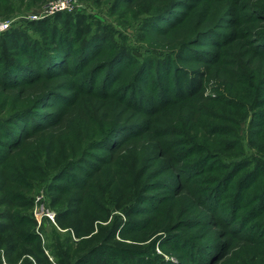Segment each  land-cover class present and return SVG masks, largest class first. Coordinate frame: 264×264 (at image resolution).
Segmentation results:
<instances>
[{"label":"rangeland","instance_id":"1","mask_svg":"<svg viewBox=\"0 0 264 264\" xmlns=\"http://www.w3.org/2000/svg\"><path fill=\"white\" fill-rule=\"evenodd\" d=\"M59 1H63L65 7L50 9ZM230 2H237L236 8H232ZM260 6H264V0H0L3 31L17 28L28 33L30 40L46 45L54 39L50 25L57 27L56 49L51 50L48 46L35 54L37 66H33V71L38 73H46L48 69L62 72L60 88L56 89L59 97L54 100L56 108L71 100L75 91L91 87L112 95L110 99L114 105H136L143 113L133 114V121L139 118L140 122L149 117L147 111L158 109L160 104L164 105L163 109L165 104H170V110L176 109L186 98L193 99L200 91L204 97L221 98V105H225L218 114L224 116L217 119L219 130L213 137L226 141L231 148L220 152L217 158L213 144L205 147L203 142H197L199 134L188 133L189 143L173 133L164 137L169 155L158 161H164L163 164L172 168L157 176V181L162 179L158 185L161 187L149 192L155 198L153 205L160 208L162 201H157L162 194L172 192L164 185V178L169 174L171 184L179 181L180 186L184 184L202 193L200 199L205 209L200 211L198 218L202 224L189 230L187 236L191 241L200 242L203 250H193V257L198 261L208 255L214 241L219 240L225 245L216 248L221 253L230 243L233 246L240 244L246 253L254 244L241 239L253 237L250 239L254 240L262 256L247 264H264V77L256 81L251 90L259 97L255 108L241 99L246 97L244 92L240 93L242 97L233 98L228 106L231 98L227 87L219 78L213 77V70L219 65L223 69H233L227 61L235 59L236 54L248 55L252 47L262 49L259 39L247 35L248 30L258 31L257 24L264 22V19L255 20L253 14L258 11L264 16ZM68 13L86 17L90 28L88 41L102 25L111 39L79 46L75 32L65 29L55 19L57 15ZM37 20H44L43 28L29 26V21ZM147 20L150 22L146 24ZM235 37L237 45L231 51L223 43ZM123 46L128 54L114 58L117 47ZM24 51L29 53V49ZM24 51L19 53V61H24ZM261 56L259 63L263 60ZM152 61L166 63L151 67ZM46 65L51 66L47 68ZM163 69H170L168 75ZM174 98L179 100L171 102ZM156 128L160 126L156 125ZM152 129L155 130V125ZM148 143L152 145V141ZM257 160L261 162L259 170L254 167ZM56 168H43L41 172L25 176L26 183L18 187L25 198L17 195L11 206L0 195V264H93L95 255L105 253L104 248L97 251L99 244L114 249L115 252L112 248L108 250L110 257L112 252L114 264L194 263L180 253L165 249V245L177 244L182 249L192 250L191 244L165 238L169 237L167 231L147 235L144 229L130 237L128 228L124 227V234L116 233L114 239L105 243L104 238L99 237L80 242L69 226L70 216L65 218L64 228L55 219V214L68 206L67 194L55 203L52 200L55 195L51 193V185H65L63 181L54 180ZM163 207L162 211H165ZM212 212L216 213L215 218L210 217ZM112 215L125 220L122 210L112 211ZM11 216L15 220L10 219ZM145 217L136 216L139 219ZM215 222L219 224L214 227ZM176 232L183 233L182 230ZM136 257L142 260L141 263ZM218 262L210 260L208 264Z\"/></svg>","mask_w":264,"mask_h":264},{"label":"trees","instance_id":"2","mask_svg":"<svg viewBox=\"0 0 264 264\" xmlns=\"http://www.w3.org/2000/svg\"><path fill=\"white\" fill-rule=\"evenodd\" d=\"M230 3L232 8H236L237 2ZM260 8L264 11V6ZM261 13H253L255 20L264 19ZM55 19L65 29L75 32L81 47L87 43L91 45L111 39L106 27L102 25L98 27L100 31L90 38L94 39L88 41L90 28L83 14L68 13L64 16L57 15ZM149 22L147 20L145 23ZM43 23L44 20L29 21V26L41 29ZM50 26V34L54 39L46 45L30 40L28 33L17 28L7 29L0 34V137L4 138H0V195L4 201L11 206L17 195L25 198L18 187L26 183L25 176L29 173L57 166L54 180L63 181L65 185H51V193L55 195L52 200L55 203L67 194L68 206L57 212L55 219L64 228V220L70 216L72 221L69 226L80 242L99 237L104 238L105 243L114 239L116 233L124 234L122 229L126 227L130 237L144 229L147 230V235L167 231L169 237L165 238H176L185 244H191V251L182 249L177 244L164 247L176 254L180 253L191 262L194 261L193 264H208L210 260L215 263L220 260L218 264H247L261 258V250L250 239L253 237H243L241 240L244 242L254 244L252 248L248 247L246 253L240 244L233 246L231 243L226 244L225 252L221 253L216 248H222L224 244L218 240L209 247L208 255L198 261L193 257V250H203L200 242L191 241L187 236L190 235L189 230L202 224L198 219L200 211L205 209L204 202L200 199L202 193L197 189L187 188L184 184L180 186L179 181L171 184L167 174V183L164 178V185L172 189V192L163 193V198L157 201H162L161 209L153 205L156 203L154 195L149 194L153 188L161 187L158 185L159 181L162 183V179L157 181V176L172 168L163 164L164 161H158L159 158L169 155L164 137L173 133L189 143L188 133L199 134L197 142H203L205 147L212 144L219 146L217 149L213 147L217 158L220 152L231 148L226 141L213 137L219 130L217 119L224 116L218 114L221 106L225 105H221V98L214 100L204 97L200 91L193 99L186 98L176 109H168L170 104H165L163 109L164 105L160 104L158 109L147 111L149 117L141 119L140 122L139 118L133 121V114L143 113L136 105H114L115 102L110 99L112 95L100 93L91 87L84 91H75L71 100L56 108L54 100L59 97L56 89L60 88L62 72L54 69H48L46 73L33 71L34 64L37 66L35 54L48 46L51 50L57 47L54 42L58 35L57 27L53 24ZM257 27L258 31L248 30L247 35L252 34L259 39L262 43L260 51L257 47H252L248 55L233 53L235 59L227 61L233 69H223L219 65L213 70V77L219 78L227 87L231 98L228 106L232 104L233 98L241 96V92L246 93L245 99L241 98L246 105L250 104L252 108L258 105L259 97L253 95L251 90L255 87V82L264 77V22L257 24ZM223 44L232 51L237 45V38ZM123 48L124 46L117 47L114 58L128 54ZM24 49H29V53L26 54ZM21 50L24 51V61L18 60ZM259 55H262V63L258 61ZM162 63L166 61H152L149 65L161 66ZM166 65L167 68L170 67L169 63ZM50 66L46 65L47 68ZM163 70L168 75L170 69ZM238 85L246 91L241 90ZM49 95H52V99L48 98ZM180 98L185 99V96ZM178 100L174 98L171 102ZM185 117L189 118L186 120ZM179 120L183 122H178ZM153 125L155 130L152 129ZM156 125L160 128L157 129ZM149 141H152V145H149ZM260 163L257 160L254 167L258 169ZM162 207L165 211H162ZM120 210L123 212L124 221L111 216L112 211ZM215 214L212 212L210 217L215 218ZM136 216L146 217L139 219ZM10 219L15 220V217L11 216ZM106 221L108 222L105 223ZM218 224L215 222L213 226ZM176 230H182L183 233H177ZM102 231H105L104 235ZM102 245L97 246V251L104 248L105 253L95 255L93 264H114L111 259L112 252L111 257L108 253L112 247ZM112 250L115 252L113 248ZM136 258L141 263L142 260ZM162 264H166V261H162Z\"/></svg>","mask_w":264,"mask_h":264},{"label":"built area","instance_id":"3","mask_svg":"<svg viewBox=\"0 0 264 264\" xmlns=\"http://www.w3.org/2000/svg\"><path fill=\"white\" fill-rule=\"evenodd\" d=\"M62 7H65L64 2H63V1H59V2L56 3L55 5H52V6L50 7V9H56V8L59 9V8H62ZM4 28H5V26L0 25V31H3Z\"/></svg>","mask_w":264,"mask_h":264}]
</instances>
